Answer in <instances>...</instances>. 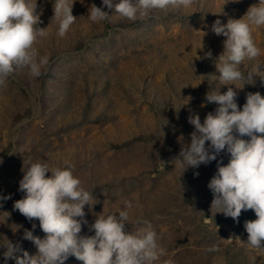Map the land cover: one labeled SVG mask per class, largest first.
<instances>
[{"label":"rangeland","instance_id":"374dc122","mask_svg":"<svg viewBox=\"0 0 264 264\" xmlns=\"http://www.w3.org/2000/svg\"><path fill=\"white\" fill-rule=\"evenodd\" d=\"M27 2L36 4V27L48 32L35 47L49 63L39 77L17 68L0 86V196L11 197L0 200V244L7 239L36 254L24 230L35 224L33 234H45L14 203L24 197L23 162L46 159L71 166L93 195L80 235H94L89 225L95 213L115 211L128 200L133 208L126 228L134 230L137 220L150 222L166 249L156 264H264V251L246 244L244 223L257 219L254 211H242L238 223L210 211L208 183L218 162L226 165L230 155L221 152L217 160L184 172L175 161L191 143L189 116L198 114L203 123L214 113L217 105L206 101L212 88L223 93L233 87L240 110L247 93L264 96L259 76L243 89L220 86L212 77L220 75L215 63L226 37L213 33L211 25L242 18L259 0H198L191 9L156 10L134 22L116 15L120 0H112L111 9L102 0H74L77 19L64 37L58 35L55 0ZM93 4L110 17L92 21ZM252 35L261 55L246 70L264 63V28H254ZM213 245L218 250L207 251ZM3 252L0 248V264ZM65 264L82 262L70 256Z\"/></svg>","mask_w":264,"mask_h":264},{"label":"clouds","instance_id":"9594fccd","mask_svg":"<svg viewBox=\"0 0 264 264\" xmlns=\"http://www.w3.org/2000/svg\"><path fill=\"white\" fill-rule=\"evenodd\" d=\"M73 2L55 0L53 5L60 37L65 36L77 19L72 14ZM197 2L120 0L115 4V12L134 22L156 10L191 9ZM102 4L109 9L113 7L112 0H102ZM35 9L36 4L29 5L27 0H0V86L17 68H27L32 77H39L49 63V57L41 55L35 47L38 39L48 35L46 28L36 27L40 18ZM109 17L101 7L92 5L89 13L92 21L99 23ZM254 28H264V0L252 5L240 19H229L226 24L217 19L211 25L213 33L226 37L215 63L220 75L212 76L220 86L243 89L254 84V76L264 83V71H261L264 63L255 65L254 70L245 69L247 62L261 55L252 35ZM206 55L210 57L211 53ZM236 100L237 91L233 87L223 93L220 87L212 88L206 94V101L217 105L214 113L209 112L203 123L198 114L189 116L188 122L194 126L191 143L182 146L175 161L184 172L189 167L199 168L217 160L221 152L230 155L226 165L218 162L217 171L208 183L213 195L210 211L214 216L221 213L231 217L237 223L242 211H254L257 219L244 223L248 234L246 244L264 251V96L258 91L247 93L242 110ZM206 142H209L207 147ZM21 170L24 175L19 191L24 197L15 201L14 209L29 221L38 220L45 235L41 238L33 234L35 224L33 230H24L23 238L37 249L35 255L5 238L6 243L0 244L4 249V264L9 260L15 264H65L70 256L82 264H156L166 255L150 222L137 220L134 230L126 228L133 208L131 201L125 200L123 207L115 211L106 213L103 209L95 213V221L89 225L94 235H80L82 225L88 224L84 208L87 205L91 209L89 202L93 195L82 187L72 167H59L46 159L35 162L29 159L23 162ZM10 198L0 196V200ZM217 250L215 245L207 249Z\"/></svg>","mask_w":264,"mask_h":264}]
</instances>
